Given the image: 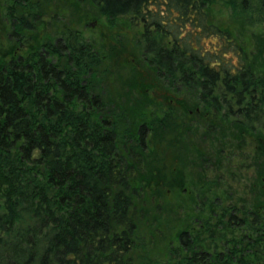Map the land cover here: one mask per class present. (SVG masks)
Returning a JSON list of instances; mask_svg holds the SVG:
<instances>
[{
  "label": "trees",
  "instance_id": "1",
  "mask_svg": "<svg viewBox=\"0 0 264 264\" xmlns=\"http://www.w3.org/2000/svg\"><path fill=\"white\" fill-rule=\"evenodd\" d=\"M11 2L10 34L20 55L0 68V264H264V214L238 204L209 217L230 239L218 230L216 237L214 224L191 223L166 260L136 262L145 242L133 199L145 188L135 183L153 119L103 96L105 48L70 27L23 47L30 19L38 21L46 3ZM257 2L264 9V0ZM81 3L111 28L119 19L137 28L135 53L167 86L197 96L204 109H239L242 127L264 129V76L245 66L229 32L207 16L216 4L234 9V0H74ZM206 39H214L212 51Z\"/></svg>",
  "mask_w": 264,
  "mask_h": 264
},
{
  "label": "rangeland",
  "instance_id": "2",
  "mask_svg": "<svg viewBox=\"0 0 264 264\" xmlns=\"http://www.w3.org/2000/svg\"><path fill=\"white\" fill-rule=\"evenodd\" d=\"M234 1V9L221 4L209 7L208 20L229 32L244 53L245 66L262 77L264 9L257 0ZM43 2L38 21L30 19L33 28L24 33L23 47L60 37L65 26L70 27L84 42L105 48L109 70L102 85L103 96L128 114L140 112L148 121L153 119L147 123L153 130L148 137L143 177L134 182L145 186L139 199H133L135 222L145 242L144 251L134 253L136 262L166 260L169 249L178 245L179 233L191 223L202 227L214 224L216 237L218 230L223 231V241L230 239L223 224L209 220L211 211L219 218L222 207L238 204L246 211L264 214V145L260 142L264 141V130L252 134L230 125L220 115L208 114L197 96L167 86L135 53L139 30L125 19L117 20L111 28L89 5L74 6V0ZM11 5V0H0V68L20 55V46L10 34ZM117 29L124 31L123 38L115 33ZM213 40L204 42L210 51ZM235 59L229 60L228 66L236 63ZM163 118L166 122L161 126ZM148 181L151 183L146 184ZM238 232L235 234L240 236Z\"/></svg>",
  "mask_w": 264,
  "mask_h": 264
},
{
  "label": "flooded vegetation",
  "instance_id": "3",
  "mask_svg": "<svg viewBox=\"0 0 264 264\" xmlns=\"http://www.w3.org/2000/svg\"><path fill=\"white\" fill-rule=\"evenodd\" d=\"M200 106H201V104H200ZM254 106H258V104L257 103H255L254 104ZM238 112L236 113V114H234V112H226V111H224V110H221V112H215L213 109H211V108H208L207 109V113L208 114H215V115H220V117H222V119L225 121V122H227L228 124H230V125H234V126H236V127H238V128H240V129H242V130H249V131H251L252 132V134H256V132H258L259 131V129L257 128V127H255V126H253L252 128H250V127H242L241 126V124H240V122H238L237 121V118L238 117H242V112L238 109L237 110ZM196 112H199V109L197 108L196 109ZM264 130V129H263ZM253 138V137H252ZM260 138H258V140H259ZM261 143H262V145H264V141L262 142V141H260ZM223 219L224 220H226V217H223ZM197 224V223H196Z\"/></svg>",
  "mask_w": 264,
  "mask_h": 264
}]
</instances>
